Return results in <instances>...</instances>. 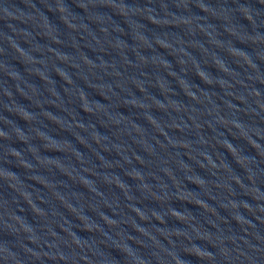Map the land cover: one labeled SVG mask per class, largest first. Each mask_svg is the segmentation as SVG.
I'll list each match as a JSON object with an SVG mask.
<instances>
[{
  "label": "water",
  "instance_id": "1",
  "mask_svg": "<svg viewBox=\"0 0 264 264\" xmlns=\"http://www.w3.org/2000/svg\"><path fill=\"white\" fill-rule=\"evenodd\" d=\"M0 264H264V0H0Z\"/></svg>",
  "mask_w": 264,
  "mask_h": 264
}]
</instances>
